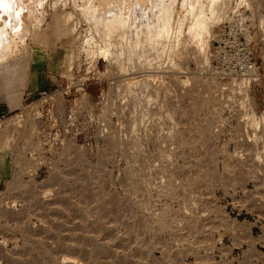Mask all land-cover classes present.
Returning a JSON list of instances; mask_svg holds the SVG:
<instances>
[{"label":"rangeland","instance_id":"obj_1","mask_svg":"<svg viewBox=\"0 0 264 264\" xmlns=\"http://www.w3.org/2000/svg\"><path fill=\"white\" fill-rule=\"evenodd\" d=\"M240 3L253 6L260 56L264 0ZM166 6L168 36L159 29ZM231 6L0 0V72L44 32L66 37L71 50L72 22L98 34L103 59L77 72L97 76L79 90V109H96L93 120L104 121V129L92 121L85 128L81 111V133L61 144L59 136L34 161L31 111L13 126L14 169L0 188V264H264V65L248 82L218 79L209 65L211 39ZM197 9L209 19L204 43L189 34ZM108 20L116 26L109 35ZM55 83L45 90H56L62 115L79 94ZM39 106L43 118L47 105ZM250 233L253 254L240 253Z\"/></svg>","mask_w":264,"mask_h":264},{"label":"built area","instance_id":"obj_2","mask_svg":"<svg viewBox=\"0 0 264 264\" xmlns=\"http://www.w3.org/2000/svg\"><path fill=\"white\" fill-rule=\"evenodd\" d=\"M248 1L253 2V0ZM231 2V9L218 24L211 39L209 65L213 75L218 79L253 81L261 76L259 68L264 65V54L262 55L264 49L260 56L255 52L257 42H255L256 29L253 22V6L251 4L244 5L240 3V0H231ZM258 11L261 16H264L263 3L260 4ZM71 26L69 30L73 34L72 50L68 55L67 66L58 75V78L61 83L63 81L65 83L63 94L67 95L66 91L75 88L79 95L70 99V104L63 109L62 115L56 109L55 89L51 92L39 89L34 98L21 103L16 110L0 113L1 130L5 127L21 124L22 115L26 111H31V148L28 150L27 156L32 161L39 158L40 153L43 155L49 149H52L51 145L56 143L55 140L59 136L61 138L58 143L61 144L67 134L74 136L77 133H81L80 128L78 129V118L81 111L84 112L82 116L85 118V123L84 121L82 122L85 124V128L92 121L93 127L104 129L103 120H93V113H95L96 109H91V107L79 109V101L82 99V93H79V90L83 89L86 81L95 80L97 76L90 70L87 71L90 74L85 77L77 75L81 64L95 65L99 59H103V56L98 52L103 43L98 34L90 29V26H80L79 24H74V22H72ZM56 85L57 83H55ZM244 87L246 85H242L239 88L244 90ZM241 94H243L242 97L245 99L246 93L241 91L239 95ZM43 103L47 106L44 109L45 117L42 118V111L39 109V105ZM73 129L75 130L73 131ZM36 162L38 163V161Z\"/></svg>","mask_w":264,"mask_h":264},{"label":"crops","instance_id":"obj_3","mask_svg":"<svg viewBox=\"0 0 264 264\" xmlns=\"http://www.w3.org/2000/svg\"><path fill=\"white\" fill-rule=\"evenodd\" d=\"M70 50V41L56 31L44 32L35 43H29L27 54L5 65L0 72V113L16 110L39 89H50L66 68ZM17 135L13 127L0 130V188L13 173ZM249 235V243L241 245L240 253L253 254V236Z\"/></svg>","mask_w":264,"mask_h":264},{"label":"bare ground","instance_id":"obj_4","mask_svg":"<svg viewBox=\"0 0 264 264\" xmlns=\"http://www.w3.org/2000/svg\"><path fill=\"white\" fill-rule=\"evenodd\" d=\"M246 1H248V0H240V2H246ZM223 7V6H222ZM221 7V8H222ZM170 6H166V7H164L163 9H161V11H162V13H161V18H160V22H161V24H160V26H161V28L159 27V29H160V32H161V34L163 35V34H168V31H170V24H171V15H172V13H173V11L172 10H170ZM198 10V12H196L195 13V15L192 17V22L190 23L191 25L188 27V28H190V30H189V34H191V38H193L195 41L197 40L198 42H201V43H204V34H205V32L207 33V31L209 30V19L208 18H206V16H205V14L204 13H202V11H199V10H202V9H197ZM218 10V9H217ZM171 11H172V13H171ZM212 11V10H211ZM221 11V10H220ZM218 12H219V10H218ZM217 11L216 12H213L212 13V15L210 14V16H212V19H216V17L218 18V16H217V14L216 13H218ZM193 14V13H192ZM219 14V13H218ZM221 14H222V12H221ZM119 16V15H118ZM116 17L118 20H119V18L120 17ZM112 18L114 17L113 15L111 16ZM111 17H109L110 19H111ZM114 19H115V17H114ZM113 19V20H114ZM214 19V20H215ZM112 20V19H111ZM117 20V22H116V25H117V23H120L119 21ZM213 20V21H214ZM217 20V19H216ZM263 20V19H262ZM261 20V22L260 23H262L263 21ZM109 21L110 20H108V23H106V25H104V30L105 31H107V33H108V35H109V32L111 31V29H115L116 28V26H115V28H114V25H115V21H113V22H111V23H109ZM156 23V22H155ZM264 24V23H263ZM152 25V24H151ZM177 25H178V23H177ZM262 25V24H261ZM153 26V25H152ZM184 26V25H183ZM152 28V27H151ZM181 29V26H180V28H179V26H177V30H176V36H177V44L175 45L176 46V48H177V45H178V43H179V35H180V30ZM113 31V30H112ZM159 31V30H158ZM208 34V33H207ZM165 35V36H166ZM168 36V35H167ZM208 37V36H207ZM264 39V38H263ZM206 43V42H205ZM181 45V44H180ZM206 45V44H205ZM182 46V45H181ZM179 47V46H178ZM179 49V48H178ZM105 50V49H104ZM178 51V50H177ZM102 53H103V50H102ZM242 79H240L239 81H241ZM243 81H246V80H243ZM243 86H244V84H242ZM244 88H246V87H244Z\"/></svg>","mask_w":264,"mask_h":264}]
</instances>
